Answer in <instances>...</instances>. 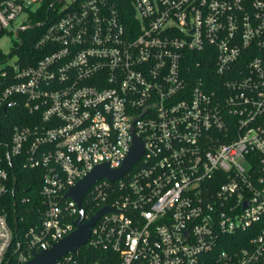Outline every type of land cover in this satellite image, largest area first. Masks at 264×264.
Masks as SVG:
<instances>
[{
    "label": "built area",
    "instance_id": "2783aa9c",
    "mask_svg": "<svg viewBox=\"0 0 264 264\" xmlns=\"http://www.w3.org/2000/svg\"><path fill=\"white\" fill-rule=\"evenodd\" d=\"M22 13L43 16L13 32L22 47L40 27V57L0 72V110L19 119L0 152V264L72 234L67 192L121 168L134 137L140 159L91 186L82 223L110 211L53 264H264V0H0V36ZM15 168L40 180L13 201L38 202L17 231Z\"/></svg>",
    "mask_w": 264,
    "mask_h": 264
},
{
    "label": "water",
    "instance_id": "95a60500",
    "mask_svg": "<svg viewBox=\"0 0 264 264\" xmlns=\"http://www.w3.org/2000/svg\"><path fill=\"white\" fill-rule=\"evenodd\" d=\"M142 153L143 144L139 139L134 137L133 145L123 161L121 168L118 170H111L107 164L98 165L88 173L86 177L71 188L66 196L74 200L78 207L79 217L74 223L76 230L56 243L48 251L35 255L27 264H53L64 255L75 254L78 249L84 246L89 239L90 230L93 225L101 216L107 214L110 210L107 207L101 209L90 220L83 224L84 211L81 205L83 197L89 191L91 186L98 181L107 179L108 181L113 182L121 178L140 159Z\"/></svg>",
    "mask_w": 264,
    "mask_h": 264
},
{
    "label": "trees",
    "instance_id": "16d2710c",
    "mask_svg": "<svg viewBox=\"0 0 264 264\" xmlns=\"http://www.w3.org/2000/svg\"><path fill=\"white\" fill-rule=\"evenodd\" d=\"M48 5V2H46ZM44 8L46 9V6ZM44 9L43 15L46 12ZM43 18V16H41ZM34 18L32 23H35L37 21H40L42 18ZM35 25V24H34ZM21 38L23 41V46L18 47V45L15 46L14 51L12 54H15L19 56L20 58V64L22 66H26L27 63L24 61L25 58H35L38 59L40 57V53H37L33 50V42L35 40V36L38 32H41L40 27H31L26 30L20 31ZM1 55V54H0ZM1 57V56H0ZM3 58L0 59L2 61ZM34 61V60H33ZM30 64V63H28ZM32 64V62H31ZM6 83H4V79L0 78V92L4 88ZM19 123V119L16 116L15 111H8L4 113L2 110H0V152H4L5 147L8 145L10 140V135L12 132V129L15 125ZM11 166L14 167V161L11 162ZM13 172V176L15 179V185L13 187L14 194H8L5 199L6 209L8 212L9 220L11 226H13L16 231L19 227L28 225L27 223V213H23V222L20 221L19 215L16 214V212L23 210L24 208L29 209V213L35 211L36 206L38 205L37 200L35 202H32L31 204L20 207L18 203H13L15 199L18 197L23 196H30L33 199L37 198V192L39 190V184L40 180L36 178V171H26L22 170L20 168H15L11 170ZM17 193V194H16ZM85 213L88 214L92 211H94L96 208H91L89 210V207L84 205ZM17 220V224H14V220Z\"/></svg>",
    "mask_w": 264,
    "mask_h": 264
},
{
    "label": "rangeland",
    "instance_id": "374dc122",
    "mask_svg": "<svg viewBox=\"0 0 264 264\" xmlns=\"http://www.w3.org/2000/svg\"><path fill=\"white\" fill-rule=\"evenodd\" d=\"M68 1V0H67ZM33 19L26 13H22L13 24L7 29V31L0 36V72L7 67H11L15 64L17 56L12 54L17 44L16 39L13 36L14 30L22 24H29Z\"/></svg>",
    "mask_w": 264,
    "mask_h": 264
}]
</instances>
